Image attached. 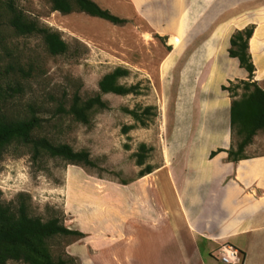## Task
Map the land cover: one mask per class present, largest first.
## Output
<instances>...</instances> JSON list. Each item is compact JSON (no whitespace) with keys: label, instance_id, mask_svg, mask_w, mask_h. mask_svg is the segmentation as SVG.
<instances>
[{"label":"rangeland","instance_id":"374dc122","mask_svg":"<svg viewBox=\"0 0 264 264\" xmlns=\"http://www.w3.org/2000/svg\"><path fill=\"white\" fill-rule=\"evenodd\" d=\"M8 1L41 26L59 32L68 44L67 52L50 54L40 35L11 34L7 16L2 15L6 11L3 2ZM94 1L126 21L114 24L78 10L63 14L51 9L50 0L0 2V113L23 116L33 109L44 118L42 129L47 136L69 143L76 150L87 149L95 162L92 168L50 157L36 163L27 148L12 145L0 157V199L15 205L19 194H25L32 215L44 220L57 216L66 227L82 232L80 237L50 240L55 256L72 258L75 264L117 263L120 259L115 253L128 245L133 235L139 240L143 238L146 227L136 223L129 227L127 223L133 217L120 223L118 229L116 220L129 214L117 216L113 207L123 194L126 199L122 182H127L126 187L133 184L140 178L138 173L144 165L150 164L154 170L166 166L155 178L165 189L162 195L173 203L168 172H179L181 162L187 157L189 161L197 157L204 146L210 149L230 140L228 146L236 148L238 136L227 135L229 113L225 117L221 113L226 111L214 106L215 93L202 105L201 85L213 78L209 91L216 92L223 75L237 78L224 85L230 86L229 91L221 88L231 101L245 92L241 80L255 81L264 88V35L263 56L258 45L260 57L255 61L252 58L255 71L250 79L237 59L226 52L218 55L220 65L212 69L203 46L210 27L224 21L234 23L247 18L250 21L247 26L254 24L256 29L259 24L258 31L262 32L264 0H184L182 7H187V13L181 8L172 16V5L177 12L176 0ZM179 21L188 25L182 49V39L175 33ZM168 26L169 30L165 31ZM117 67L129 70L119 81L136 85L139 92L104 94L102 98L108 108L95 113L90 125L73 120L66 112L73 96L78 94L86 99L94 95L100 78ZM238 83L233 93L231 87ZM148 105L153 106L155 115L146 117L148 124L144 127L125 111V108L135 109L140 113ZM213 107L217 108L216 114ZM128 125L133 128L124 133L123 127ZM197 140L201 144L205 141L206 145L194 147ZM142 143L148 151L145 164L139 166L135 153L140 151ZM260 154H264V130L257 132L245 148L246 156ZM134 186L131 189L139 198L140 189ZM146 195L143 197L150 199V205L159 204L160 194L151 185ZM125 199L123 203L127 205L130 200ZM138 203L140 200L136 199L131 206L138 208ZM220 247L216 249L218 258ZM137 263L141 264V260ZM6 264L26 263L8 260ZM119 264H128L127 259L123 258Z\"/></svg>","mask_w":264,"mask_h":264},{"label":"crops","instance_id":"0c3cea01","mask_svg":"<svg viewBox=\"0 0 264 264\" xmlns=\"http://www.w3.org/2000/svg\"><path fill=\"white\" fill-rule=\"evenodd\" d=\"M133 3L135 4L134 1ZM183 4L184 0H176L174 8H177V12L173 11L172 5L171 16L177 15L181 8L186 14L187 7L183 9ZM249 23L247 18H241L234 23L224 21L214 28L210 27V31L206 28L209 34L203 41V46H206L207 62L211 63L212 69L220 65L218 55H223L224 52L228 54L232 33L245 28ZM258 25L249 40L253 61L260 57L257 46L259 45L260 53L263 47L264 25L262 32L258 31ZM169 28L165 27L164 30L168 31ZM175 29V33L182 39V49L188 25L179 21L176 22ZM235 79L237 78L223 75L217 82L219 91L210 92L209 86L213 78H209L201 85V104L205 105L209 101L207 99L215 93L217 96L214 106H219L220 111H226L221 115L228 116L231 100L223 95L221 86ZM213 108L216 114L217 108ZM226 128L229 136V123ZM225 142L226 144L217 147L228 149L230 140ZM195 143L194 147L202 146L205 141L201 144L197 140ZM217 147L213 145L209 149L204 146L197 157H192L190 161L187 157L181 162L183 165L179 172L167 173L168 186L174 193L173 203L162 195L165 194V189L155 178L166 166L138 178L132 185L127 184L126 187L121 184L126 199L124 194L122 199L119 197L118 204L113 209H116L117 216L129 215L116 220L118 229L124 220L128 221L133 217V220L127 222L129 227H132L131 223H136L146 227L147 231H143L146 233L141 240L130 235L133 240L129 239L128 245H123L121 251L117 249L119 252H114L119 261L126 258L128 264H134L135 260H141V264H225L217 257L216 249L224 244H231L244 254L242 264H264V154L247 156L233 162L227 159V152L222 151L210 158V152ZM150 185L156 194H160L158 205H150V199L143 197L147 196L146 189ZM132 186L140 189L139 194L142 196L138 198L137 193L131 189ZM127 198L130 201L124 205L123 200ZM136 199L140 200L138 208L131 206ZM119 261H111V264H119Z\"/></svg>","mask_w":264,"mask_h":264},{"label":"trees","instance_id":"16d2710c","mask_svg":"<svg viewBox=\"0 0 264 264\" xmlns=\"http://www.w3.org/2000/svg\"><path fill=\"white\" fill-rule=\"evenodd\" d=\"M2 2V0H0ZM51 9L63 14H69L74 10L85 12L90 16L99 17L114 24L124 23L126 20L111 13L108 9L102 8L94 0H50ZM6 11L7 26L11 34L40 35L47 49L52 55H59L67 52L68 44L61 37L59 32L48 27L41 26L37 20L28 18L22 10L12 4V1L3 2ZM2 4L0 3V6ZM1 28V25H0ZM4 28V27H3ZM255 26L251 24L241 30H236L230 36L228 55L238 60L239 67L243 68L248 79L253 76L255 66L249 53V40L253 35ZM2 29H0L1 35ZM21 72L23 68L20 69ZM129 70L117 67L104 74L98 81V91L94 95L82 99L78 94L72 98L69 108L66 110L73 120L84 125H90L92 116L108 108L107 102L102 98L104 94L113 93L116 95H127L138 93L136 85L121 83L120 78L127 76ZM244 93L239 98H233L229 108V127L231 135H237L236 148H217L212 150L209 157L225 151L229 161H239L246 158L245 148L252 142L257 132L264 130V88L257 85L255 81L241 80ZM231 89L235 93L236 87ZM230 86L222 85V90H228ZM12 91V90H11ZM1 95V93H0ZM235 96V94H232ZM153 106L148 105L139 113L137 110L125 111L131 114L141 126H146L149 115H155ZM44 118L30 109L29 115L8 116L0 113V157L12 145L27 148L32 159L40 163L44 157L60 158L68 164L82 167H95L87 149L76 150L71 144L57 142L43 132ZM132 125L124 126L123 132L127 133ZM147 147L144 143L140 145V151L135 153L136 164L142 166L147 157ZM154 170L150 164L144 165L138 173L142 177ZM126 184L127 182H122ZM19 194L17 204H6L0 199V264H6L8 260L23 261L26 264H75L73 259H66L55 256L52 253L50 240L56 237L82 236V232L66 227L57 217L46 220L37 215H32L24 196ZM29 197V196H28ZM241 263L244 261V254Z\"/></svg>","mask_w":264,"mask_h":264},{"label":"built area","instance_id":"2783aa9c","mask_svg":"<svg viewBox=\"0 0 264 264\" xmlns=\"http://www.w3.org/2000/svg\"><path fill=\"white\" fill-rule=\"evenodd\" d=\"M219 260L225 264H238L241 263L242 257L233 245L224 244L219 249Z\"/></svg>","mask_w":264,"mask_h":264},{"label":"bare ground","instance_id":"6f19581e","mask_svg":"<svg viewBox=\"0 0 264 264\" xmlns=\"http://www.w3.org/2000/svg\"><path fill=\"white\" fill-rule=\"evenodd\" d=\"M137 4H139V3H137ZM261 25H262V24H261ZM259 33H260V32H259ZM255 40H256V39H255ZM176 45H177V44H176ZM176 48H179V47L176 46ZM220 51H221V50H220ZM213 77H214V76H213ZM211 82H212V81H211Z\"/></svg>","mask_w":264,"mask_h":264}]
</instances>
